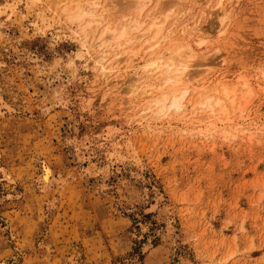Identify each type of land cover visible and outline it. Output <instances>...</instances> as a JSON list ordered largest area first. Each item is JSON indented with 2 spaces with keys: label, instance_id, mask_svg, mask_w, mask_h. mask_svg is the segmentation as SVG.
<instances>
[{
  "label": "rangeland",
  "instance_id": "1",
  "mask_svg": "<svg viewBox=\"0 0 264 264\" xmlns=\"http://www.w3.org/2000/svg\"><path fill=\"white\" fill-rule=\"evenodd\" d=\"M182 3L162 35L177 22L172 40L210 41L197 46L208 67L190 70L183 109L155 117L129 114L158 81L150 56L122 53L102 76L63 6L0 0V97L13 108L0 102V264H264V0ZM240 74L251 93L229 120H205L208 84ZM42 159L58 177L46 190Z\"/></svg>",
  "mask_w": 264,
  "mask_h": 264
},
{
  "label": "bare ground",
  "instance_id": "2",
  "mask_svg": "<svg viewBox=\"0 0 264 264\" xmlns=\"http://www.w3.org/2000/svg\"><path fill=\"white\" fill-rule=\"evenodd\" d=\"M151 1L49 0L50 4L56 6L57 10L63 6L62 13L67 14L69 23L77 25V34L81 37L83 46L87 49H96L99 56L95 68L100 69L99 73L102 76H109L119 69V64L117 65L116 61L119 60L122 53H129L130 63H133L135 59L150 56L146 60L145 68L150 69L151 75L155 76L158 81L150 86V91L144 92V95H148V98H144V102L133 109V111L135 110L134 113L131 110L133 114L131 112L129 114L133 116L143 111L144 114L151 113L152 116L158 117L166 111L183 109L185 106L184 101L192 91L191 82H193V79L191 80L190 76L196 73V70H193L192 73H190V70L196 68L195 66H198L199 70L208 67L207 64H201V56L198 54L197 46L204 43L208 45L210 41L199 36L194 37L193 40L183 39L179 41L180 38L172 40L173 37L171 36L175 33L179 34L180 26H182L177 22L170 26L166 35H162L168 20L178 13L180 6L183 4L182 0H166L164 5L163 0H157L154 9L146 15L149 23L143 28L144 21L141 19ZM185 1L183 0L184 3ZM115 3L118 4L115 13L119 16L113 14ZM219 7H225L224 0H219ZM95 26L99 30L96 31L97 33L93 30ZM220 32L224 31L220 30ZM166 39L170 40V46L159 49L158 47L162 46L161 42ZM141 40H144V42L155 41L157 46L146 53L143 45H138ZM212 83H214L212 85L213 92L201 98L197 104V109L207 114V117L203 118L208 122L215 117H219L222 121L229 120L231 111L239 103V95L244 97L246 94L251 93L250 80L245 75L240 74L234 81H230L227 77H221L208 85L210 86ZM144 86L147 88L148 85L145 84ZM131 90L136 92L137 86L134 84ZM0 102L2 107L13 109L1 97ZM238 109L240 112L244 111V107L240 105ZM233 123L236 122L230 124ZM211 124L216 129V123L212 122ZM207 127L210 126H206V131ZM214 129L208 128L209 131ZM77 157L79 160H83L81 152L77 153ZM40 163L39 181L43 183V189L46 190L53 182L58 180V177L55 176L48 163L44 160H40ZM1 171L3 178L8 182H15L10 171L5 168H1Z\"/></svg>",
  "mask_w": 264,
  "mask_h": 264
}]
</instances>
